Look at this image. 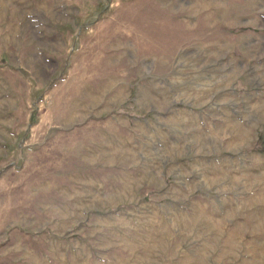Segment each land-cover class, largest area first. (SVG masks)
Wrapping results in <instances>:
<instances>
[{
  "label": "rangeland",
  "instance_id": "1",
  "mask_svg": "<svg viewBox=\"0 0 264 264\" xmlns=\"http://www.w3.org/2000/svg\"><path fill=\"white\" fill-rule=\"evenodd\" d=\"M0 264H264V0H0Z\"/></svg>",
  "mask_w": 264,
  "mask_h": 264
}]
</instances>
